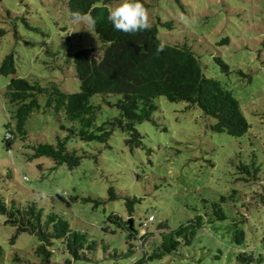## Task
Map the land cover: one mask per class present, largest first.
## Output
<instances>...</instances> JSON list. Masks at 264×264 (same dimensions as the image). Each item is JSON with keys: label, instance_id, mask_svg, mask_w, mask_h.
I'll return each mask as SVG.
<instances>
[{"label": "rangeland", "instance_id": "374dc122", "mask_svg": "<svg viewBox=\"0 0 264 264\" xmlns=\"http://www.w3.org/2000/svg\"><path fill=\"white\" fill-rule=\"evenodd\" d=\"M145 1L149 23H157L158 18L163 23L157 24L159 38L186 42L200 56L205 74L232 91L250 123L248 132L233 137L214 131L210 128L214 118L199 107L157 96L152 118L136 123L142 145L131 148L125 143L128 133L119 128L106 143L79 140L69 148L87 155L69 169L48 156L28 158L33 145L54 143L57 135H63L60 121L45 108L44 94L39 95L40 108L25 122L26 139L17 134L10 150L4 146L2 137L9 127L16 130V121L2 96L12 75L0 74V193L7 201L14 198L22 205L35 201L46 211L57 212L71 228L87 232L98 242L89 260L74 264H132L155 236L160 240L162 231L197 214L203 215V226L192 243L154 263L241 264L237 259L241 252L264 253V204L252 198L264 186V0ZM169 21L172 26L166 25ZM86 47L93 48L96 57L102 53V41L89 17L71 19L63 0H0V64L13 53L16 76L77 92L80 80L69 53ZM215 57L228 64L229 72ZM91 100L101 105L97 124L118 114L101 94ZM253 154L260 163V182L245 181L237 168ZM110 187L117 198H109ZM221 196L226 200L221 201ZM87 197L91 200H84ZM128 198L137 199L131 216L134 230L151 235L148 241L130 240L128 232L108 218L116 213L128 219ZM96 199L102 201L96 205ZM215 202L222 206L224 219H212ZM149 214L155 220L144 225ZM5 219L0 214L4 264L36 261V236L20 233L11 244L15 227ZM235 225L245 232L241 244L233 240ZM130 242L137 248L124 255ZM115 252L120 255L111 256ZM14 254L20 260H13Z\"/></svg>", "mask_w": 264, "mask_h": 264}, {"label": "trees", "instance_id": "16d2710c", "mask_svg": "<svg viewBox=\"0 0 264 264\" xmlns=\"http://www.w3.org/2000/svg\"><path fill=\"white\" fill-rule=\"evenodd\" d=\"M114 1L116 0H63L67 4L70 18L88 16L102 41V53L99 57L94 55V49L90 47L69 53V61L80 80L79 91L67 92L54 83L41 86L38 82L16 76L13 53L4 56L0 74L12 77L2 96L10 106L11 118L16 121V130L11 131L9 127L2 137L6 148L11 149L18 135L21 139H26L25 122L35 109L40 108V94L46 97L45 108L51 110L60 121L59 127L63 135H57L54 143L39 142L33 145V152L28 158L48 156L56 165L65 164L69 169L78 166L87 155L86 151L79 153L76 148H69L71 143L79 140L106 143L113 131L119 128L128 133L125 143L131 148L142 145V136L136 123L152 118L157 109V96H164L169 101H186L188 108L199 107L205 116L214 118L210 125L214 131L225 132L233 137H240L248 132L250 123L239 100L219 79L205 74L200 56L192 47L186 42H163L159 38L157 24L163 25L159 18L157 23L150 24V28L144 31L126 33L115 29L108 19ZM143 3L148 9L149 4L145 0ZM167 24L172 26L171 21ZM161 44L164 46L163 50L157 51ZM215 59L228 71L227 63L220 57ZM95 94H101L104 102L115 106L118 114L97 124V112L101 105L92 102L91 98ZM251 156L249 161H240L237 168L245 181L260 182V163L255 154ZM117 196L110 187L109 198L115 199ZM226 198L221 196L220 200L225 201ZM252 198H260L264 204V186L263 191L254 192ZM101 201L96 199L95 204ZM135 201L136 198L127 200L128 219L125 220L116 213L110 214L108 218L125 229L130 240L135 238L140 243L141 239L143 242L148 241L151 235H139L134 230V225L130 226L129 219L133 220L131 216ZM212 209V219L226 217L219 203H212ZM0 214L6 216L5 223L15 227L9 240L11 244L20 233L36 236L38 244L33 250V259L36 261L27 259L25 264H74L78 259L89 260L90 254L97 249L98 242L91 239L87 232L71 228L68 220L61 214L46 211L35 201L22 205L14 198L7 201L0 193ZM150 215L153 214L148 217ZM202 226L203 215L197 214L174 229L162 231L160 240H156L154 235L151 246L141 250L140 256L132 264H155V260L178 253L180 248L192 243L197 230ZM244 239V230L235 225L234 242L241 244ZM104 248L106 249L105 246ZM134 248L137 247L130 242L127 252L123 254L129 255ZM112 255L120 254L115 252ZM6 258L7 254L0 245V264H4ZM12 259L20 260L17 254ZM237 259L241 264H264V253L256 255L244 251Z\"/></svg>", "mask_w": 264, "mask_h": 264}, {"label": "clouds", "instance_id": "9594fccd", "mask_svg": "<svg viewBox=\"0 0 264 264\" xmlns=\"http://www.w3.org/2000/svg\"><path fill=\"white\" fill-rule=\"evenodd\" d=\"M108 19L115 29L126 33H136L150 28L149 11L143 0H119L110 9ZM163 47V44L159 45L157 51L163 50Z\"/></svg>", "mask_w": 264, "mask_h": 264}, {"label": "built area", "instance_id": "2783aa9c", "mask_svg": "<svg viewBox=\"0 0 264 264\" xmlns=\"http://www.w3.org/2000/svg\"><path fill=\"white\" fill-rule=\"evenodd\" d=\"M153 220H154V216L153 215H150L148 217V219L146 220V222H144L143 224L146 225L148 222L153 221Z\"/></svg>", "mask_w": 264, "mask_h": 264}, {"label": "water", "instance_id": "95a60500", "mask_svg": "<svg viewBox=\"0 0 264 264\" xmlns=\"http://www.w3.org/2000/svg\"><path fill=\"white\" fill-rule=\"evenodd\" d=\"M129 222H130V226L132 227V224H133L132 218L129 219Z\"/></svg>", "mask_w": 264, "mask_h": 264}]
</instances>
